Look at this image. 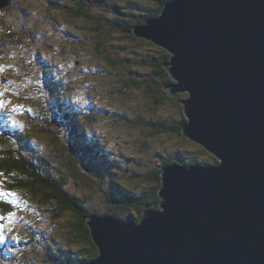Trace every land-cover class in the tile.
<instances>
[{
    "label": "water",
    "instance_id": "water-1",
    "mask_svg": "<svg viewBox=\"0 0 264 264\" xmlns=\"http://www.w3.org/2000/svg\"><path fill=\"white\" fill-rule=\"evenodd\" d=\"M133 33L171 54L182 134L218 164L165 168L137 223L90 215L89 264H264V0H170Z\"/></svg>",
    "mask_w": 264,
    "mask_h": 264
},
{
    "label": "rangeland",
    "instance_id": "rangeland-1",
    "mask_svg": "<svg viewBox=\"0 0 264 264\" xmlns=\"http://www.w3.org/2000/svg\"><path fill=\"white\" fill-rule=\"evenodd\" d=\"M117 1L121 3L122 12L142 15L155 6V1L161 0ZM10 4L7 10L0 12V67L3 68L0 92L4 93L0 98L6 105L0 108V132L13 128L30 130L26 115L35 110L36 99L46 97L44 87L38 86L37 79L44 78L43 72L52 71L63 85L68 86L65 97L77 106L82 119L86 120L85 132L90 138L102 142V148L112 163V172L105 181L108 192L116 184L136 193L147 191L154 183L147 174L161 167L170 157L190 164L213 165L215 156L199 144L175 129L162 130L158 126L181 123L185 118L183 102L188 93L174 96L167 93L160 101L147 91L146 87L153 84L159 94L167 92L164 77L155 73V65L162 59L157 45L118 35L104 36L106 51L112 58L122 61L118 67L111 68L93 55L95 40L88 38L89 31L80 28L89 27L87 24L90 23L80 20L79 27L76 26V21L62 10H52L47 0H10ZM100 11L107 17L123 20L124 24L125 20L134 21L131 16H123L116 11L111 13L107 8H100ZM99 13L93 11L94 15ZM10 30L15 36L13 33V37H9L7 32ZM132 80L144 87L132 88L129 99L123 101L116 96L115 89ZM137 119L143 122L138 123ZM30 131L34 145L31 149L24 147L25 153L41 150L50 154L54 150L45 134L40 135L39 130ZM68 180L72 188L88 193L89 189L82 184L77 186L78 179L72 174ZM0 190H5L1 182ZM15 193L18 194V210L11 224L3 221L6 228L12 230L5 232V240L0 243V264H70L77 261L80 246L73 243L68 235L71 216L64 213L55 219L50 205L24 201L20 191ZM119 195L114 190L112 196L115 200H111L100 192L94 196L90 206L104 213L122 210L128 218L126 222L133 213L137 218L139 206L117 203L122 201ZM26 227L35 230V240L25 237L23 230ZM54 251L57 252L54 257L47 260L49 252Z\"/></svg>",
    "mask_w": 264,
    "mask_h": 264
},
{
    "label": "trees",
    "instance_id": "trees-1",
    "mask_svg": "<svg viewBox=\"0 0 264 264\" xmlns=\"http://www.w3.org/2000/svg\"><path fill=\"white\" fill-rule=\"evenodd\" d=\"M126 1L122 0L123 3ZM169 1L161 0L158 3L155 1V6L142 13V15H135L137 13L129 11L122 12L120 10L121 3L117 0L112 1L111 4L110 0H47V3L52 10H62L65 15L75 20L76 26L79 25L78 21L80 20L90 23V25L87 24L89 27L84 28L81 26L80 28L85 32L86 30L89 31L88 38L95 40L93 55L106 62L109 67L116 68L122 61L112 58L109 52L106 51L103 37L118 35L133 40L137 39V41H148L135 36L133 28L157 18L161 14L164 5ZM122 7L124 6L122 5ZM100 8L102 10L107 8L111 13L118 12L123 16H131L134 21L125 20L126 23L124 24L123 20L107 17V14L103 15ZM6 9H0V12H4ZM93 11L100 13L97 16L93 14ZM45 19H47L46 16ZM7 33H10L8 34L9 37H13V31L10 30ZM157 49L161 50L162 59L155 65V73L164 77V84L168 86L174 83V80L169 71L165 69L164 64L170 60L171 54L162 47L157 46ZM76 64L78 65L79 62L77 61ZM43 75L44 78L37 79L39 82L36 83L39 84V87H44L46 97L42 98L44 99L43 102L42 99H36L35 110L27 113L26 117L31 127L30 130H39L40 135L45 134L54 150L50 154H46L47 152H44V154L41 150H35L28 154L24 152V147L31 149L34 145L30 137V130L21 131L18 128H13L12 130L7 129L0 132V182L3 184L5 191H20V197L24 201L28 200L45 206L50 205L52 207L51 214L55 219L60 218L64 213H68L71 216V221L68 224V235L73 243L80 246L77 250L80 257L70 264H89L99 255V249L94 243L90 229L87 226L89 216H112L120 221L128 219L119 209L104 213L98 208H92L90 204L96 194L104 192L108 199L115 200L112 195L113 191L116 190L120 193L119 197L122 200H117V203L129 207L139 206V210L137 209L139 211L138 217L136 218L133 213L131 220L129 219L137 223L142 217L145 206L150 205L153 209H159L161 200L158 192L161 186L162 171L176 162L182 165L191 164L170 157L164 161L161 167H156L147 174V177L154 182L147 191L141 190L136 193L116 184L108 192L105 181L109 172H112V163L107 158L105 149L102 148V142L99 143L98 140L90 138L85 132L86 120L82 119V114L77 110V106L65 97L68 93L65 88L68 86L63 85L52 71L43 72ZM33 84L35 85V82ZM134 87L143 88L144 85L136 80L125 81L115 89L116 96H120L123 101H127L130 96L129 90ZM146 89L160 101L168 93V91H161L159 94L158 89L153 84H149ZM136 122L143 121L137 119ZM36 124L37 127L35 128ZM185 124L186 118H183L181 123L177 125L162 123L158 126H161L162 130L175 129L182 133ZM213 160V165L218 164L216 157H213ZM70 174L78 179L77 186L82 184L85 189H89L88 193L72 188L68 180ZM17 210L16 205L0 203V215L4 217H7L9 212L15 213ZM134 217L135 219H133ZM23 232L26 233L25 237L30 236L32 240L37 237L34 229L26 227ZM56 253V251L49 252L47 260L54 257Z\"/></svg>",
    "mask_w": 264,
    "mask_h": 264
},
{
    "label": "snow or ice",
    "instance_id": "snow-or-ice-1",
    "mask_svg": "<svg viewBox=\"0 0 264 264\" xmlns=\"http://www.w3.org/2000/svg\"><path fill=\"white\" fill-rule=\"evenodd\" d=\"M2 72H3V68L0 67V73ZM3 95L4 93L0 92V97H3ZM5 106H6L5 101L2 98H0V108H3ZM0 203H8L11 205H16L19 203L18 194L11 191L0 190ZM14 217H15V213L13 212H9L7 217L0 215V243H2L5 240V232L12 230L10 228H6L3 221L7 220V223L11 224L13 222Z\"/></svg>",
    "mask_w": 264,
    "mask_h": 264
},
{
    "label": "flooded vegetation",
    "instance_id": "flooded-vegetation-1",
    "mask_svg": "<svg viewBox=\"0 0 264 264\" xmlns=\"http://www.w3.org/2000/svg\"><path fill=\"white\" fill-rule=\"evenodd\" d=\"M11 5V4H10ZM7 10V9H6Z\"/></svg>",
    "mask_w": 264,
    "mask_h": 264
}]
</instances>
